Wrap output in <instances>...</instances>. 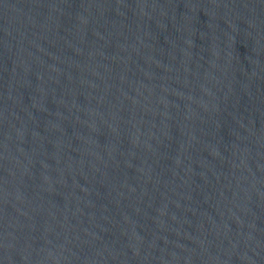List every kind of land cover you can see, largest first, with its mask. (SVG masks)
<instances>
[{
    "label": "water",
    "instance_id": "water-1",
    "mask_svg": "<svg viewBox=\"0 0 264 264\" xmlns=\"http://www.w3.org/2000/svg\"><path fill=\"white\" fill-rule=\"evenodd\" d=\"M0 264H264V0H0Z\"/></svg>",
    "mask_w": 264,
    "mask_h": 264
}]
</instances>
